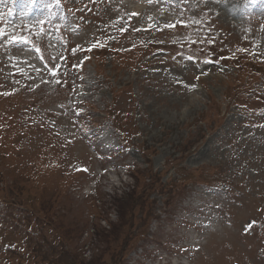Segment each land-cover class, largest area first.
<instances>
[{
	"label": "rangeland",
	"instance_id": "374dc122",
	"mask_svg": "<svg viewBox=\"0 0 264 264\" xmlns=\"http://www.w3.org/2000/svg\"><path fill=\"white\" fill-rule=\"evenodd\" d=\"M69 1L77 4V0ZM125 1L129 4L124 5ZM189 1L190 8L183 13L186 20L181 23L186 29L171 33L181 41L186 37V44H172L173 47L168 44L160 49L135 46L129 38L119 37L121 30H104L110 36L111 48L97 58V61L102 59L100 62L92 61L88 69L91 76L95 75L91 70L97 71L93 89L96 91L91 98L92 118L102 121L93 131L91 142L86 139L84 144L76 143L72 133L70 149L57 148L50 144V133L37 128L40 121L47 120L50 124L53 119L59 129H73L72 119L64 116L57 104L70 102L72 91L68 86L40 95L36 99L39 106L27 112L26 121L18 125L10 119L14 114L23 113L25 108L19 106L28 100L27 95L10 100L0 97L3 117L0 120V264H122L121 242L129 237V245L134 240L145 250L149 246L152 251L133 252V256L137 254V264H264L261 255L264 243V94L255 97L248 93L254 87L264 89V55L257 54V47L264 53V38L255 46L248 42L252 39L251 33L232 30L235 35L229 41L224 39L223 44L216 41L212 46L210 38L220 39L219 25L233 27V24L217 16V10L211 12L213 16H206L208 11L198 12L199 2ZM92 2L100 6L105 19L108 15L126 18L128 8L137 2L144 6L142 0ZM228 2L244 8L248 5L247 0ZM82 8L77 7V10ZM159 8V5H151L149 10ZM258 13L261 18L257 25L263 27L264 0L259 2ZM146 14L135 21L137 27L145 25L142 20ZM0 31L4 32L2 24ZM85 36L82 30L74 38ZM166 37L164 34L155 39ZM241 38L256 49L245 43L234 45L240 43ZM2 39L0 55H14L15 49L3 44ZM211 52L215 54L212 57ZM221 53L238 60L221 62ZM121 57H127L128 61L121 62ZM189 57L196 58L198 65ZM209 58L215 62L205 64ZM197 66L213 75L203 77L200 82L193 81ZM214 71L224 75H215ZM192 84L199 90L190 94ZM236 99L243 100L240 103L247 109L238 105ZM104 113H111L109 115L118 122L130 118L131 131L142 133L133 141L135 151L127 150L130 146L127 131L114 130ZM132 114L134 116L130 117ZM247 119L251 122L253 136L246 145H241V154L236 151L237 158L234 154L232 159L226 152L240 146L231 142L229 132L235 123L243 124ZM227 128L230 129L226 131ZM38 131L46 137L38 139ZM115 143V146L118 144L116 160L106 167ZM61 149L69 158L62 159L57 151ZM97 154L102 155L104 166L101 169L94 159ZM120 154L124 155L122 159H119ZM133 163L135 169L125 175L124 165ZM87 164L92 170L80 174L75 171L77 166L88 169ZM106 168L109 180L98 175L99 170ZM196 188H211L218 195H225L220 196L224 202L212 205L211 215L204 211L210 220L206 236L200 242L202 254L197 258L195 255L199 252L193 257L176 259L170 254L174 245L169 228L186 216L183 199ZM140 192L144 193L143 198L138 197ZM212 215L218 219L222 215L227 226L221 219L213 223ZM251 220H257L258 227L252 236H244L243 227ZM144 222L146 227L142 229L149 232L156 222L153 237L142 238L137 226ZM193 222L194 219L188 226L183 225L180 234L183 246L188 249H195L196 245L190 238L193 233H189ZM163 237L166 249L157 251L155 242ZM5 242L11 244L8 250ZM19 245L24 248L20 249ZM80 246H84V250ZM131 262L126 258V264Z\"/></svg>",
	"mask_w": 264,
	"mask_h": 264
},
{
	"label": "snow or ice",
	"instance_id": "6c2138e0",
	"mask_svg": "<svg viewBox=\"0 0 264 264\" xmlns=\"http://www.w3.org/2000/svg\"><path fill=\"white\" fill-rule=\"evenodd\" d=\"M260 2V0H251V3L252 4H257V3H259ZM133 15H136L135 13H133ZM167 27H169V28H173V27H175V25H173V24H169V25H167ZM127 29H124V31H126ZM4 35V33L2 32V31H0V36H3ZM14 39H16L17 41H22L24 38H22V37H20V38H14ZM104 45L102 44V43H100V42H97V43H95V44H93L92 46H91V48H89L88 50L89 51H91L92 49H94V48H96V47H103ZM189 59L190 60H193V57H189ZM213 62H215V61H213L211 58H209V59H206L205 61H204V63L205 64H208V63H213ZM54 75H55V73H53ZM6 95H7V93H5ZM81 171H87V169L85 168V169H80ZM251 224L248 226L249 228H251Z\"/></svg>",
	"mask_w": 264,
	"mask_h": 264
}]
</instances>
